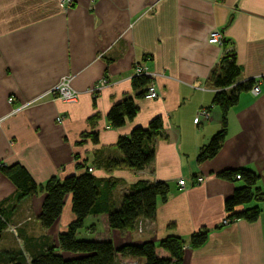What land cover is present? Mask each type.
<instances>
[{"label": "crops", "instance_id": "0c3cea01", "mask_svg": "<svg viewBox=\"0 0 264 264\" xmlns=\"http://www.w3.org/2000/svg\"><path fill=\"white\" fill-rule=\"evenodd\" d=\"M215 29L224 33L225 45L208 42ZM233 48L238 81H259L261 92L240 94L228 112L222 148L199 163L200 149L222 128L210 77ZM137 63L154 74L159 97L137 99L136 117L114 128L108 113L134 96ZM64 76L72 77L80 93L77 102L50 93ZM103 78L109 84L92 93ZM201 109L210 116L196 121ZM155 117L162 118L164 130L155 139L154 161L138 171L108 168L107 162L122 156L119 138ZM94 132L98 142L90 137ZM15 164L40 185L53 176L88 170L101 182V201L109 197L116 208L140 181L169 184L154 220L139 219L132 230L112 229L107 212L91 214L79 239L111 240L116 248L151 241L159 256L169 257L159 245L176 235L187 242L184 264H264V200L246 205L260 207L257 221L224 225L225 201L243 183L218 176L225 169L247 168L259 174L264 187V0H73L70 6L60 0H0V166ZM199 177L204 178L200 183ZM17 196L16 184L0 171V206L29 258L48 245L58 246L60 233L76 219L72 194L65 196L50 228L39 219L44 192ZM203 229L207 241L192 248L191 236ZM18 238L4 229L0 252L20 250ZM27 254L25 264H31Z\"/></svg>", "mask_w": 264, "mask_h": 264}, {"label": "trees", "instance_id": "16d2710c", "mask_svg": "<svg viewBox=\"0 0 264 264\" xmlns=\"http://www.w3.org/2000/svg\"><path fill=\"white\" fill-rule=\"evenodd\" d=\"M240 67L237 63L235 49L225 52L219 67L210 77L211 84L217 89L213 105L222 111V128L203 146L197 160L202 163L218 154L227 137V115L239 101L243 91L251 90L254 80L239 82ZM153 79L150 76L133 77L134 96H127L115 103L109 113L108 121L114 128L124 126L132 121L138 111L137 99L145 98ZM96 105V96L94 97ZM164 124L161 117H155L145 126H136L129 136H121L118 147L122 153L120 159L110 160L108 168L125 167L130 170H142L155 159V139L163 135ZM98 142V133L90 135ZM0 171L9 177L18 187L17 199L45 193L39 219L44 228H50L61 215L65 196L72 194V209L76 219L65 232L60 233L58 246L48 245L33 255L31 264H184V251L187 242L181 237L171 235L160 242V247L169 253V257L157 254L156 245L151 242L141 244H124L116 248L111 240L79 239L78 231L84 226L85 219L91 214L108 213V224L112 229L132 230L139 219L154 220L158 202H165L170 188L165 181L154 183L140 181L130 192L126 193L121 205L116 208L111 198L101 201V182L90 172L70 175L63 179L51 177L44 185L38 184L28 170L20 164L0 166ZM219 177L230 181H241L243 185L235 188L233 194L225 201L226 218L232 222L246 220L255 222L261 215L258 205L246 207L257 200H264V187L259 186L258 173L247 168L225 169ZM237 176H240L238 178ZM9 214L0 206V240L7 228ZM208 239V230L194 233L189 241L192 248L201 247ZM72 253L74 256H65ZM26 257L20 250L0 252V264H25Z\"/></svg>", "mask_w": 264, "mask_h": 264}, {"label": "built area", "instance_id": "2783aa9c", "mask_svg": "<svg viewBox=\"0 0 264 264\" xmlns=\"http://www.w3.org/2000/svg\"><path fill=\"white\" fill-rule=\"evenodd\" d=\"M61 3L63 5L66 6H70L73 3V0H60ZM208 42L212 43V44H217L220 46L225 45L226 43V38L225 35L222 31L220 30H212L209 34L208 37ZM140 76H150L153 78L154 74L149 72L142 64L137 63L135 65V69H134V77H140ZM71 80L72 77L71 76H64L61 81L58 83V85H56L51 91L50 93L56 97L59 98L61 100H63L64 102L67 103H74L78 101L79 95L80 93L74 89L71 85ZM107 84H109V81L107 78H103L102 80H100L95 87L91 90L92 93H98V91H100L104 86H106ZM251 91L254 95H258L261 92V87H260V82L259 81H255L254 80V85L251 87ZM159 97L158 91L155 87V85L152 83L149 85L148 91L146 93V97L148 99H157ZM9 101L11 103H13L15 101L14 97H9ZM12 112H16V109L13 110ZM210 116V113L207 109H201L196 117V121H199L200 118H208ZM63 117H58V121H63ZM238 178H240V176H237ZM204 180L203 177H199L197 178L196 182L200 183ZM181 189L185 188L186 185V181L184 178H181L178 181ZM232 223V221L228 218L224 219L223 224L224 225H228ZM7 228L16 235V237H18V231H17V227L8 224ZM19 239V238H18Z\"/></svg>", "mask_w": 264, "mask_h": 264}, {"label": "rangeland", "instance_id": "374dc122", "mask_svg": "<svg viewBox=\"0 0 264 264\" xmlns=\"http://www.w3.org/2000/svg\"><path fill=\"white\" fill-rule=\"evenodd\" d=\"M226 44V43H225ZM207 118V117H206ZM18 238V237H17ZM18 247L20 248V251H22L25 255L27 254V249H25V246L23 245V242L18 239ZM27 257L30 261V258L27 254Z\"/></svg>", "mask_w": 264, "mask_h": 264}]
</instances>
